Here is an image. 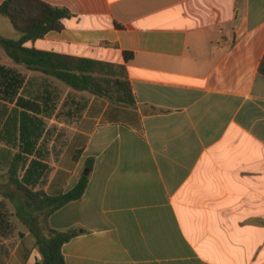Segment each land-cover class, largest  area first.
Listing matches in <instances>:
<instances>
[{
    "label": "crops",
    "instance_id": "obj_1",
    "mask_svg": "<svg viewBox=\"0 0 264 264\" xmlns=\"http://www.w3.org/2000/svg\"><path fill=\"white\" fill-rule=\"evenodd\" d=\"M43 1L71 14L24 46L125 64L136 96L127 106L77 90L0 46L9 172L21 152L20 178L59 194L89 169L82 198L49 216L79 230L67 264H264V0ZM0 33L22 36L4 15ZM6 224L0 214L5 241ZM15 240L1 264H36L28 226Z\"/></svg>",
    "mask_w": 264,
    "mask_h": 264
},
{
    "label": "trees",
    "instance_id": "obj_2",
    "mask_svg": "<svg viewBox=\"0 0 264 264\" xmlns=\"http://www.w3.org/2000/svg\"><path fill=\"white\" fill-rule=\"evenodd\" d=\"M70 14L67 8L51 5L43 0H5L0 4V15L8 17L22 36L15 40L0 33V46L15 61L52 75L77 90H88L121 105H135L136 96L125 64L24 46V42L43 37L51 30H61L64 27L63 20ZM125 56L126 60H129L133 53L126 51ZM259 70L264 75V56ZM32 147L33 144L28 142L24 145V151L30 153ZM21 162L20 152L11 163L10 179L15 189L8 196L14 202H17V199L21 201L17 204L18 215L34 235L36 246L41 253V258L36 264H67L63 245L77 235L79 230L54 229L49 224V216L64 204L82 198L88 186L89 174L83 172L72 189L50 194L44 189L30 188L26 175L20 178Z\"/></svg>",
    "mask_w": 264,
    "mask_h": 264
},
{
    "label": "rangeland",
    "instance_id": "obj_3",
    "mask_svg": "<svg viewBox=\"0 0 264 264\" xmlns=\"http://www.w3.org/2000/svg\"><path fill=\"white\" fill-rule=\"evenodd\" d=\"M39 82L45 83L44 79H40ZM48 84H51L53 87H55L57 89V91H59L61 94H65L66 93V87L64 85H60V84H55L54 81H47ZM60 102V101H59ZM67 110H59L57 111L56 114V119H58L59 121H66L68 120L67 118ZM4 120V117L1 118L0 116V122ZM48 123L49 120H48ZM56 125V124H55ZM56 128H49V132L46 134L45 136V143L42 145L43 147H50L52 144V140H51V131H56L59 129V133H62V129L63 127H59V126H54ZM64 139H59L57 141V144H63L64 143ZM3 148H5V146H2L0 144V157L3 156V159L0 160V214H3L6 218L7 221V226H5L6 231H8L11 235L9 236V240H4L3 238H1V234H0V264H1V259L3 258V254L6 250H10V248L13 246V244L15 243V237L18 236L20 230L24 227L27 228V226L21 221V219L19 218L18 215V211H17V207L15 206V204L12 202V200L9 197H6V192L10 191L15 188V185L12 183L11 179H10V172H9V159L6 158V155L4 152H2ZM20 175L23 174L22 171H20L19 173Z\"/></svg>",
    "mask_w": 264,
    "mask_h": 264
},
{
    "label": "water",
    "instance_id": "obj_4",
    "mask_svg": "<svg viewBox=\"0 0 264 264\" xmlns=\"http://www.w3.org/2000/svg\"><path fill=\"white\" fill-rule=\"evenodd\" d=\"M84 172H85L86 174H89V169H86Z\"/></svg>",
    "mask_w": 264,
    "mask_h": 264
}]
</instances>
